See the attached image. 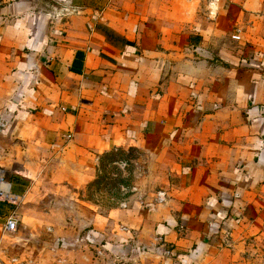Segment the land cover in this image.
Instances as JSON below:
<instances>
[{
	"label": "crops",
	"instance_id": "crops-1",
	"mask_svg": "<svg viewBox=\"0 0 264 264\" xmlns=\"http://www.w3.org/2000/svg\"><path fill=\"white\" fill-rule=\"evenodd\" d=\"M125 145L182 189L152 255L264 247V0H0V166L53 185Z\"/></svg>",
	"mask_w": 264,
	"mask_h": 264
},
{
	"label": "rangeland",
	"instance_id": "rangeland-1",
	"mask_svg": "<svg viewBox=\"0 0 264 264\" xmlns=\"http://www.w3.org/2000/svg\"><path fill=\"white\" fill-rule=\"evenodd\" d=\"M163 159L137 145H125L100 155L80 171L76 169L70 181H53V185L48 183L47 171L31 176L19 162L0 166V179L9 183L17 201H0L2 264H166L164 253L152 255L150 248H143L156 242L155 230L160 225L155 230L147 228V208L181 201L182 189L168 183L170 179L176 184L178 174L167 172L165 164L162 168ZM165 162L171 164L166 158ZM173 205L175 215L182 212V205ZM12 214L18 226L13 232H4L3 224ZM96 237L101 240L95 241ZM130 239L142 248L126 251L122 246L132 243ZM105 244L115 245L116 251L106 250ZM245 250L217 252L206 262L264 264V247ZM168 255L172 258L168 264H176L177 253ZM190 263L197 264L192 258Z\"/></svg>",
	"mask_w": 264,
	"mask_h": 264
},
{
	"label": "built area",
	"instance_id": "built-area-1",
	"mask_svg": "<svg viewBox=\"0 0 264 264\" xmlns=\"http://www.w3.org/2000/svg\"><path fill=\"white\" fill-rule=\"evenodd\" d=\"M0 201H2V202L7 201V202H10L12 204L17 203L16 198L11 193V187H10L9 183L3 181L2 179H0ZM17 226H18V220L12 214L6 218V220L3 224V230H4V232H13L16 230ZM0 264H2L1 259H0Z\"/></svg>",
	"mask_w": 264,
	"mask_h": 264
},
{
	"label": "trees",
	"instance_id": "trees-1",
	"mask_svg": "<svg viewBox=\"0 0 264 264\" xmlns=\"http://www.w3.org/2000/svg\"><path fill=\"white\" fill-rule=\"evenodd\" d=\"M188 262H190V259H187Z\"/></svg>",
	"mask_w": 264,
	"mask_h": 264
}]
</instances>
